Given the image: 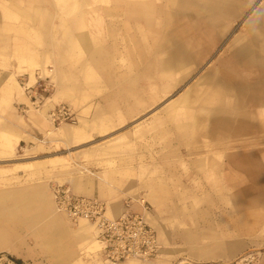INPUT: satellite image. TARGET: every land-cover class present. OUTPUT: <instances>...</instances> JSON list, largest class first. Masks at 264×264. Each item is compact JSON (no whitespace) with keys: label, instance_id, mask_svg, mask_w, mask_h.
Returning <instances> with one entry per match:
<instances>
[{"label":"rangeland","instance_id":"1","mask_svg":"<svg viewBox=\"0 0 264 264\" xmlns=\"http://www.w3.org/2000/svg\"><path fill=\"white\" fill-rule=\"evenodd\" d=\"M9 73L20 95L3 100ZM262 95L264 0H0V264H154L111 263L85 241L78 256H63L56 215L96 232L56 210L53 186L92 196L73 183L118 169L122 188L168 182L158 205L181 227L216 196L221 204V178L200 179L216 166L201 161L264 159ZM154 109L163 119L132 126ZM97 111L108 115L104 133L90 129L80 142L50 135L92 124ZM133 128L144 131L129 135ZM116 135L128 138L99 151ZM249 254L231 264H257ZM164 260L186 261L182 245L167 247Z\"/></svg>","mask_w":264,"mask_h":264},{"label":"crops","instance_id":"2","mask_svg":"<svg viewBox=\"0 0 264 264\" xmlns=\"http://www.w3.org/2000/svg\"><path fill=\"white\" fill-rule=\"evenodd\" d=\"M81 22V20H78L77 23ZM68 28L67 26L65 31ZM172 63L165 62V65L161 66L164 71L166 70L165 73H162L167 76L166 78H170L173 74L170 73L173 67ZM253 64L257 63H251V65ZM88 69H86L87 73H84L87 79L90 77L91 72V69ZM42 71L43 68L39 70V73ZM12 75L9 73L8 82L4 85L3 100L18 98L20 95L14 75ZM85 77L84 81L87 80ZM1 83L3 85L4 82ZM65 91H68V89H65L62 93L59 91L57 93L64 94ZM186 94L182 97L184 98L183 102L188 99ZM259 100L264 102V95ZM156 112L158 110H152L149 112L147 121L140 118L142 120H136L132 126L137 122L151 123V126L156 124L164 116L162 115L163 111L158 112V114ZM170 112H173V110H170ZM155 114L160 117L159 120L153 118ZM120 116L117 115V117ZM95 117L96 119L92 124H81L78 127L65 126L59 130L51 131L50 135L68 142L86 141L90 129L104 133L108 128L107 114L103 111H97ZM44 125L41 124V126ZM138 131L142 133L144 130L133 128L129 135L138 136L140 134L136 133ZM122 135L111 137V142L98 147L99 151H106L113 145L121 143L120 141L124 143L128 136L124 135L123 137ZM91 153H93L92 150L82 155L88 156ZM201 162L203 163L200 165L205 167L216 166L213 169H201L200 179L203 178V175L207 176L208 172H214L216 178H221L215 187L216 190H221V204L218 202L219 196H216L214 204H212V201L206 202V205L198 210V215L193 218L192 222L190 219L183 217L181 227L174 221V218L169 222L172 223L171 225L167 224L164 218L166 213L162 212L158 205V197L163 196L164 191H168L172 187L168 182H160L154 179L153 183L148 186L147 184H140L139 180L136 179L134 185L129 184V187H123V189L122 179H120L121 169H118V171L107 173L102 170L98 171L94 178L86 177L85 181H75L73 187L79 192L101 196L107 204L106 215L109 217H116L126 210L142 213L145 220L155 230L161 246L158 255L152 259L154 264H172V262L164 260V256L166 255V248L175 245H182L183 258L195 264H231L246 253H250L249 255L256 259L257 264H264V159L259 157H232L223 158L220 161L209 159ZM117 172L119 173L117 174ZM94 173L96 174V172ZM106 175L108 176L107 179L104 177ZM204 188L206 190L207 187L204 186ZM200 189L202 190L203 186H200ZM142 196L145 199L147 198L150 204L148 211H144L139 201ZM50 206H52V201H50ZM56 219L61 220L60 227L55 229L57 232L55 236L57 245L63 251V256H65V253L67 256H78V246L81 241H85V246L88 248L94 247L93 252L100 250V255L103 256V244L97 237L92 236L93 232L88 222L79 221L74 225H70L64 220L63 216L56 215ZM58 229L60 230L58 231ZM53 235L51 234V236ZM70 260H73V257ZM122 264L131 263L122 262Z\"/></svg>","mask_w":264,"mask_h":264},{"label":"built area","instance_id":"3","mask_svg":"<svg viewBox=\"0 0 264 264\" xmlns=\"http://www.w3.org/2000/svg\"><path fill=\"white\" fill-rule=\"evenodd\" d=\"M52 196L56 210L70 220L85 219L93 224L96 237L103 244L106 261L147 262L158 255L161 246L156 232L142 213L126 210L116 217H109L104 200L94 195L75 194L68 187L60 185L53 186ZM139 201L144 211H148L146 201L143 198ZM182 264L190 263L185 261Z\"/></svg>","mask_w":264,"mask_h":264},{"label":"trees","instance_id":"4","mask_svg":"<svg viewBox=\"0 0 264 264\" xmlns=\"http://www.w3.org/2000/svg\"><path fill=\"white\" fill-rule=\"evenodd\" d=\"M14 262L18 263V264H21V260L20 259H13Z\"/></svg>","mask_w":264,"mask_h":264},{"label":"bare ground","instance_id":"5","mask_svg":"<svg viewBox=\"0 0 264 264\" xmlns=\"http://www.w3.org/2000/svg\"><path fill=\"white\" fill-rule=\"evenodd\" d=\"M28 88V87H27ZM23 89V88H22ZM24 90V89H23ZM33 107V106H32ZM172 110V109H171ZM39 111V110H38ZM57 129V128H56ZM52 131V130H51ZM47 133H50V130L47 131ZM144 199V198H143ZM185 263V262H183ZM190 264H194L193 262H189Z\"/></svg>","mask_w":264,"mask_h":264}]
</instances>
